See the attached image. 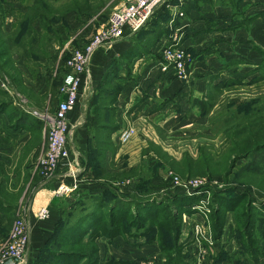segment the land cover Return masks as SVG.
Instances as JSON below:
<instances>
[{
  "label": "rangeland",
  "instance_id": "1",
  "mask_svg": "<svg viewBox=\"0 0 264 264\" xmlns=\"http://www.w3.org/2000/svg\"><path fill=\"white\" fill-rule=\"evenodd\" d=\"M200 3L199 0L164 2L143 26L128 35L131 42H128L130 46L127 50L106 58L95 88L90 79L91 93L86 104L88 106L93 101V105L85 108L92 111L114 97L113 91L119 86V79L113 80L112 72H121L126 68L130 70L135 58L153 50L150 46L158 39L157 49L152 53L159 56L161 69L170 70L172 78L180 81L178 91L171 92L169 99L177 102V99L184 97L185 113L182 115L183 120L181 118L177 124L170 123L168 130L152 124L153 132L151 127L150 132L146 130L144 134L147 135L138 139L141 143L135 137L137 134L132 124L134 132L125 143H119L104 132L106 129L100 123L101 120L92 124L87 121L84 130L79 128L82 124L77 127L79 129L72 136L76 151H81V142L86 137L85 153L83 156L79 153L84 164L81 166L79 184L66 195L53 194L49 204L38 207L48 208L47 218L51 212L57 215L55 225L49 230L42 246L48 248V252H66L71 256L67 261L56 257L59 264H88L92 257L96 258L94 264H264V180L261 181L257 174L264 168V149L252 156L240 157L231 150L230 143V138L235 136L232 125L238 117L235 111L241 109L239 114L242 116L245 112L249 115L255 113L257 110L249 106L253 98H259L258 105L264 107V59L252 70L255 75L251 74L249 78L232 69L231 74L228 72L220 75L213 84L210 80L213 78V55L212 58L208 57L209 50L213 49V22L197 31L204 32L200 35L202 39L189 45L184 43L187 34L185 25L180 22V19L185 18L183 10L187 6ZM203 5L196 8L200 10ZM104 15L106 13L101 18L97 16L89 20L82 36L78 41L75 40L72 48H81L88 42ZM135 36L140 38L135 39ZM142 39H147L148 43L140 45ZM167 47L183 50L182 72L175 71L172 64L163 59L162 52ZM15 48L19 47L5 50L10 54L17 50ZM96 52L102 56L106 54L103 49ZM2 60L4 57L0 58V72ZM29 60L34 64L40 63L43 70L50 68L51 73L53 71L57 76L55 84L51 83L54 84L53 92L42 97L40 106L32 108L52 112L60 99L56 88L62 67L50 64V60H43V63L31 57ZM233 61L224 58L221 63L226 66L235 63ZM4 66L12 71L16 79L13 85H8L11 93L14 86V90H22L23 86L14 68L15 60L8 59ZM30 66L35 65L30 63ZM104 74L103 84L99 86ZM195 77L200 81L194 86ZM182 85L185 87L184 92L181 91ZM82 88L83 103L89 91L87 81L83 82ZM2 102L0 166H31V174H27V167H24L25 173L21 178L19 175L17 180L12 177L13 185H19L15 190H7L5 186L0 188V209H4L3 203L11 207L10 219L2 228L4 237L0 238V242L7 239L14 220L19 217L25 221L27 228L25 264H34L40 259L47 261L50 260L48 252L39 255L40 248L34 253L30 252L32 226L30 228L27 210V202L37 189L52 183V178L44 177L35 169L36 158L44 147L40 131L43 122L24 111L20 103L0 85ZM194 107V114L185 117ZM78 108L72 112L74 116L71 122L83 115L81 106ZM111 115L106 114L103 122L114 124ZM27 116L31 117L25 124L30 129L29 134L21 135L18 126L24 124ZM123 124L122 129L129 126ZM7 141L10 147L4 146ZM98 147L100 151L95 159L97 165H88V152ZM30 151L37 154L34 160L30 157ZM193 178L198 181L196 186L185 184ZM27 181L30 184L23 192ZM117 199L123 202L119 204L121 209L115 208L117 205H114L116 203L113 200ZM139 200L142 205H135ZM127 207L129 210L126 213ZM119 212L123 217L114 219L113 224L118 227V233H108L103 226L108 224L109 214L116 217ZM35 216L36 213V224L47 219L38 220ZM73 223L77 224L75 232H79L78 236H58L55 231L57 226L61 228ZM81 251H85L88 257L79 258ZM6 262L3 260L0 264Z\"/></svg>",
  "mask_w": 264,
  "mask_h": 264
},
{
  "label": "crops",
  "instance_id": "2",
  "mask_svg": "<svg viewBox=\"0 0 264 264\" xmlns=\"http://www.w3.org/2000/svg\"><path fill=\"white\" fill-rule=\"evenodd\" d=\"M199 1L202 2L199 4L200 6L205 4L202 9L199 8L200 10H198L196 8L199 5L187 6L183 10L185 18L180 19V22L181 25H185L187 37L184 39V43H188L187 45L202 39L200 35L204 32L197 31L208 27L210 22H213V49L208 52V57L212 58L213 55V78L210 79L213 84L217 82L216 79L220 75H225L228 72L231 74L232 69H236L235 73L237 74H246L245 77L248 76V78L251 74L255 75V71L252 70L264 59V0ZM122 2L123 0H0L2 38L9 43V48L19 47L18 49L15 48L17 50H13L10 54L2 55L4 59L15 60L14 68L23 86L22 90L15 89L16 91L14 90L15 86L13 87V93L10 94L15 101L20 103L21 107L29 106L33 108L40 106L42 97L46 94L50 95L51 92V83L55 79L54 72L52 71L51 73L50 68L43 70L40 63L34 64L29 60V57L39 59L41 63H43V60H46V62L50 60V64L62 67L63 58L72 48V44H75V40L78 41L80 39L84 32L83 29L89 20L97 16L101 18L105 13L106 15L104 16L106 17L110 11L118 7ZM29 17L31 18V32L30 35L25 34V44L20 45L15 39L21 30V25ZM195 31L197 33H194ZM31 36L35 41L32 40ZM129 38L131 37L126 36L118 41L112 46L111 51H105V56L96 52L91 57L89 64L91 74H89L91 75L90 79H92L94 88L96 87L95 83L101 77L106 58L114 53L119 54L127 50L130 46L128 42H131ZM137 38L139 39L140 37L135 36V39ZM158 42L159 40L157 39L150 46V49L153 48V50L149 49L151 54L149 51L139 58H135L130 70L126 68L120 70L121 72H112V79L115 81L119 79V86L113 91V99H108L106 103L99 104L98 108L92 111L90 108L86 109L85 107H91L93 101L89 102L88 106L86 102L82 115V126L79 128L84 130L87 121L92 124L101 120L100 123L103 124L106 114H112L111 118L114 124L111 125V129L109 128L104 132L109 133L110 137L116 139L118 131L124 125L123 122L129 126L132 124L138 135L135 136L138 141L140 136L147 135L144 133L146 130L149 131L150 127L153 132L152 124L159 125L163 130H168L167 127L170 123L176 122L177 124L183 120L182 115L185 113L186 100H184V97L177 99V102H172L169 99L171 92L178 91L180 81L172 78L170 70H162L159 66V56L152 53L154 49H157L156 45ZM147 43V39H142L139 42L140 45ZM137 47L138 45H136ZM224 58L226 60L233 59L235 63L222 66L223 63L221 62ZM30 63L35 66H30ZM199 68L203 70L201 66ZM7 70L5 67L1 70L0 80L6 81L7 86L13 85L15 82L14 76H10L12 71L5 72ZM195 75L197 74L192 76ZM256 75H258V72ZM194 80L195 86L200 80L197 77ZM181 87V91L184 92V85ZM78 106H81V99ZM78 106L73 110V113L75 110H79ZM179 109L182 111L180 112ZM195 109L196 107L186 113L185 117L193 115ZM72 115L74 116V114H71L70 119H72ZM29 120H31V117L27 116L24 124H19L21 135L29 132V127L25 125ZM85 138L80 145L81 156L85 153ZM4 146L10 147L9 142L4 143ZM30 154L31 159L34 160L37 154H34L33 151ZM24 167H27L26 172L30 175L31 166H13V164L12 166H0V188L5 186L7 190H15L19 185L14 186L12 179L15 178L17 180L18 175L21 178V175L25 173ZM63 170V168L58 170L55 177L51 180L52 183H47L44 186L39 185L40 187L33 197L27 202L28 216L31 221L30 228L32 226L30 235L31 253L36 252L42 246L49 230L55 225L57 215L54 216L53 212L50 213L49 218L38 224L35 223L34 213H36L40 205L51 202L52 191L56 187ZM29 184L30 181H27L23 192H25ZM2 205L4 209H0V238L4 237L2 228L10 219L11 212L9 204L6 203L4 205L3 203Z\"/></svg>",
  "mask_w": 264,
  "mask_h": 264
},
{
  "label": "built area",
  "instance_id": "3",
  "mask_svg": "<svg viewBox=\"0 0 264 264\" xmlns=\"http://www.w3.org/2000/svg\"><path fill=\"white\" fill-rule=\"evenodd\" d=\"M167 0H123V2L110 11L92 33L90 39L81 48H72L67 57L62 61L64 74L58 88L59 100L52 112L38 111L22 106L28 114L43 122L42 136L44 147L35 161V169L44 177L53 179L60 168L63 173L52 193L55 196H63L71 192L79 184L81 164L79 152L72 143L73 132L82 124L81 118L73 122L70 115L78 106L82 98V84L87 81L88 92L81 101V111L91 93L89 76V64L91 57L97 50L108 51L114 44L128 35L133 34L145 24L147 19L156 12ZM163 59L171 63L175 71H183V50L178 47H167L162 52ZM9 93L10 89L6 81H0ZM12 94V93H11ZM134 130L128 126L119 131L116 139L119 143L127 142ZM60 180V181H59ZM178 182V181H177ZM197 179H189L185 184L196 186ZM49 215L46 206L40 207L36 212L38 220H44ZM27 228L25 221L17 217L7 236L0 242V262L6 264H25L27 262Z\"/></svg>",
  "mask_w": 264,
  "mask_h": 264
},
{
  "label": "trees",
  "instance_id": "4",
  "mask_svg": "<svg viewBox=\"0 0 264 264\" xmlns=\"http://www.w3.org/2000/svg\"><path fill=\"white\" fill-rule=\"evenodd\" d=\"M30 20H31V18L29 17L21 25L22 26L21 30L19 31V34H18L17 38L15 39L16 41H18V44H20V45L25 44V34L30 35V32H31L30 31V29H31L30 28ZM31 38H32V36H31ZM32 40L35 41L34 38H32ZM8 44L9 43H7V41L4 38H2V37L0 38V58L2 57V55L7 53L6 50H7V48H9ZM7 60L8 59L2 60V62H1L2 69L5 67L4 63H6ZM7 72H9V71L7 70ZM63 74H64V69L62 68V74H61V76H59L60 82L57 83V88H58V85L61 83ZM10 76H12V73ZM104 76H105V74L103 75V77L99 83V86H101L103 84ZM56 77L57 76L55 75V78ZM14 81H16L15 77H14ZM54 81L55 80L53 79L52 83L55 84ZM54 84L51 85V88H50L51 92H53V90H54ZM57 88H56V90H57ZM57 92H58V90H57ZM250 101L251 102H250L249 106L251 108L257 110V111L255 113H252V115L251 114L249 115V113L245 112L244 116H242L239 114V110H241V109H239L238 111L236 110L235 115L238 117H241V118L237 117V119H235V121H234V124L232 125V130H233V133L235 134V136L233 138H230L231 150L235 151L236 154L239 155L240 157L252 156L257 151L264 149V107L261 108V106L258 105L259 98H253ZM3 104H4V102L0 103V109L3 106ZM244 105H246V104H243V106ZM256 107H258V108L256 109ZM102 125L104 126V128L106 130L109 128L111 129V127H112L108 122H103ZM40 131L42 133V126L40 127ZM99 151H100L99 147L98 148H91V150L88 152V156H89L88 161H87L88 165H92V164H93V166L97 165V162L95 159L99 155ZM79 162L82 166L84 165L81 158H79ZM257 174H258L259 179L261 181H263L264 180V168L262 170H259V172ZM234 199H236V197ZM113 201H114V203H116L114 205H117L115 208L121 209V206H119V204H121L123 202L119 201L118 199L113 200ZM135 205H142L141 201L140 200L136 201ZM112 206H113V204H112ZM112 206H110V207H112ZM128 207L126 208V213L129 210ZM122 208H123V206H122ZM124 208H125V205H124ZM113 209L114 208H110V210H113ZM240 215L243 216L241 213H240ZM109 216H110V218H109L110 220L108 221V224H106V226L105 225L103 226V229L106 230L107 232L109 231L108 233H110L111 231H114V233H118V227L113 225L114 219L122 218L123 215L121 214V212H119V215H117L116 217L114 216V214L113 215L109 214ZM245 216L247 217V215H245ZM216 219H218V216H216ZM58 227L59 226H57L55 231L58 233V236H60L61 238H64L69 234L70 235L74 234V236L79 235V232H75V228L77 227L76 223H73V224L68 225V226H62L61 228H58ZM219 227H220V224H219L218 228ZM47 252H48V248H46L45 246L40 247L39 255H42L43 253H47ZM47 255H48V258H50V260L44 261V260L40 259L35 263L38 264V263H40V261H43L44 264H59V262H57L56 257H58V256L62 257L64 261L69 260L71 257L66 252H56V251L48 252ZM78 257L79 258L88 257V254L85 251H81L79 253ZM95 261H96V258L92 257L88 264H94Z\"/></svg>",
  "mask_w": 264,
  "mask_h": 264
}]
</instances>
